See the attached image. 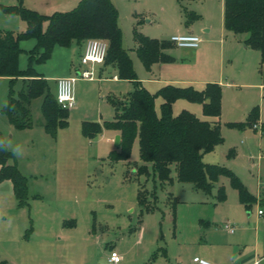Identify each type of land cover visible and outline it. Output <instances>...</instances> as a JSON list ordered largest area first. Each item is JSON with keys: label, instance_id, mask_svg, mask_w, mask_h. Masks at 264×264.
<instances>
[{"label": "rangeland", "instance_id": "obj_1", "mask_svg": "<svg viewBox=\"0 0 264 264\" xmlns=\"http://www.w3.org/2000/svg\"><path fill=\"white\" fill-rule=\"evenodd\" d=\"M75 1L52 0L51 4L71 12L81 0ZM20 2L27 8L26 0H0V5ZM118 6L123 48L138 81L152 94L161 89L162 81L203 91L208 84H217L210 80L217 79L220 69L223 71L221 115L215 119L224 142L206 154L204 163L232 171L252 195L258 196L260 190L264 194V65L260 52L246 45L248 34L225 29L224 0H193L182 6L177 0H122ZM185 11L200 18L186 26ZM4 18L22 20L0 8V28L14 27ZM204 30L209 31L212 41L202 44V40L199 47L207 50L198 56L195 52L199 49H185L171 42L172 37L181 35L202 38ZM136 33L170 43L165 53L175 62L147 68L136 52ZM82 45L73 42L64 49L75 55L76 64ZM24 55L27 68L28 54ZM20 67L25 69L22 62ZM115 75L119 76L116 67L96 65L94 80L75 81L76 105L69 111L68 125L58 128L56 136L45 129L42 98L32 103L31 131L13 126L11 136L8 120L1 113L9 101L10 82L0 79V135L18 169H23L29 193V206L7 203L6 210H1L0 262L106 264L112 252L121 256L118 264H194L195 257L212 264H232L258 256L264 250V226H259V240L250 229L258 228L264 200L247 210L228 177H222L208 195L180 183L175 167L173 182L161 181L152 170L149 175H138V168L144 164L138 138L132 143L130 159H117L121 148L115 144L121 132L111 126L115 118L112 101H127L134 84L112 81ZM22 88L18 81L14 93ZM52 92L55 94L53 85ZM161 103L158 98L159 115ZM256 107L260 116L255 126L244 130L229 126L245 123ZM182 111L202 120L213 119L205 115L203 105L187 100L173 105L175 116ZM84 122L98 123L101 133L86 137ZM17 146L19 155L13 152ZM221 185L227 196L224 203L217 198ZM143 189L154 194L147 197L153 211L146 212L140 206L138 196ZM227 222L235 225V234L224 228Z\"/></svg>", "mask_w": 264, "mask_h": 264}, {"label": "trees", "instance_id": "obj_2", "mask_svg": "<svg viewBox=\"0 0 264 264\" xmlns=\"http://www.w3.org/2000/svg\"><path fill=\"white\" fill-rule=\"evenodd\" d=\"M177 1L182 6L183 3L193 0ZM0 8L6 14L17 15L27 23V30L23 33L0 30V77L10 79L9 101L1 113L8 118L12 126L19 130L32 128L31 106L33 101L42 98L41 110L46 131L56 136L58 128L66 127L69 111L59 106L56 94L52 92L43 75L36 70V66L50 60L58 46L69 48L73 42L82 44L88 39H103L109 44L103 65L116 67L120 80L134 84L133 93L127 101H112L115 118L111 126L121 132V152L116 154L117 159L129 160L132 143L138 138L140 158L144 163L138 168V175H149L152 170L161 181L173 182L172 168L175 167L180 183L190 184L194 190L203 191L208 195L213 193L222 177H228L247 208L255 202L254 196L232 171L219 165L204 163V156L224 142L219 123L202 120L188 111H182L176 116L173 112V105L178 100H187L203 105L207 117H220L222 87L219 84H208L205 90L198 91L192 86L167 85L156 94L149 92L138 81L132 60L123 48L119 12L111 0H82L73 11L51 16L28 9L22 2L13 6L0 5ZM185 12L186 17L188 15L186 26L192 25L200 18L194 12ZM45 23H48V26L44 30ZM224 26L227 31L248 34L245 43L260 52L263 66L264 0H225ZM27 40H35L36 45L27 52V68L21 70L19 60L25 51L20 45ZM135 41L136 52L147 68L150 69L156 63L175 62L173 57L165 53L171 46L170 43L139 33H136ZM18 81L22 82L23 88L16 95L14 86ZM158 98L162 99L160 115L156 110ZM259 116V108L256 107L245 123H229V126L244 130L255 126ZM101 131L98 123L83 124V133L88 138H93ZM0 141H4L1 135ZM0 166V183L12 181L18 206H29L27 178L18 169L14 155L5 143L0 144ZM148 196L153 198L154 194H149L144 189L139 191V203L146 212L155 209L149 207ZM217 198L220 202L225 201L226 192L223 186L218 188Z\"/></svg>", "mask_w": 264, "mask_h": 264}, {"label": "crops", "instance_id": "obj_3", "mask_svg": "<svg viewBox=\"0 0 264 264\" xmlns=\"http://www.w3.org/2000/svg\"><path fill=\"white\" fill-rule=\"evenodd\" d=\"M51 1L52 0H29V2H32L31 4H29V3H27V0H26L25 4H26V6H27L28 9L37 11L40 14L46 15V16H51V14L60 13V12H62V13L68 12V11H63L65 9H60L61 7H59V8L58 7H55L54 4H51V3H53ZM111 1L113 2L114 6L117 8V10L119 12V17H120V12L121 11H120V8L118 6V3L121 4L122 0H111ZM75 2L77 3L78 0H76ZM2 20L3 21H6V22H11V23L14 24V27H1L0 30H2V31H10V32H14V33H20V32H24L27 29V23L24 20H17V19L15 20V18H13V19L11 18L9 20H7V18L6 19L4 18ZM47 26H48V23H45L44 24V30L47 28ZM203 34L204 35H202V38H201L203 40L202 44H204L206 42L209 43L210 41H212L211 35L209 34V31L208 30H204L203 31ZM85 43H86V41L83 42V45H82L81 49L79 50V59H78V62L79 63L77 62V64L74 63L75 62V55L74 54L71 55L72 52L70 50H68L69 52H65L64 49H66V48L59 47L58 46V47H56L54 49L53 54H52V57H51L50 60H48L45 64L37 65L36 66V70L40 74H42L43 77L48 81L51 90H52V85H53V87L55 88V94L57 92V79L62 78V77H75V76L78 75V72L83 69V66L81 64V58H82V56L84 54V51H85ZM35 45H36V41L35 40H27V41H23L21 43L20 47L27 54V52L31 51L35 47ZM79 45H81V44H79ZM203 48H204V46L202 48L201 47H198L197 48L200 51V52L199 51L198 52H195V53H197L196 54L197 56L199 54H201L203 51L207 50V48H205L204 50H202ZM185 49H191V48H185ZM25 59H26V56L25 55L24 56H20V60H19V64L20 65L19 66H21V62H22V68H25L26 67ZM55 61H56V64H55ZM20 69H21V67H20ZM25 69H21V70H25ZM103 70L104 69H101L100 68V71H103ZM0 79H2L4 81H9L10 82V79L9 78L0 77ZM111 80L112 81H115V82L121 81L118 78L117 75H115ZM210 82H213V83L216 82L219 85H224V75H223V71L220 69V73H219V76L217 77V79L210 80ZM161 85H162L161 88H163V87H165L167 85H175V84H170L169 82H163L162 81ZM230 85L231 84L228 83V86H230ZM175 86H179L180 87V84H176ZM2 115L5 116L4 114H2ZM7 120H8V118H7ZM209 121H211V122H218L217 119H215V118H213L212 120H209ZM8 124H9V127H10L9 133L10 134L14 133L13 132L14 131L13 126L10 124L9 120H8ZM28 131H31V130L29 129ZM11 136H14V135L12 134ZM112 140L113 139H111V141ZM205 156H204V159H203L204 162H205ZM14 162L16 163V165L18 164L15 160H14ZM206 164H208V163H206ZM1 169H2V167L0 166V171H1ZM21 171H23V169H20V172ZM221 186H223V185H221ZM221 186H218V188L221 187ZM252 196H254V195H252ZM254 198H255V202L254 203L258 202V200H264V194L260 190L258 196H254ZM226 200H227V196H226L225 201ZM225 201H223V203ZM240 202H241V200H240ZM7 203H10V206L12 204H17L18 205V201L16 199L15 192H14V185H13L12 181H10V180H6V181H4L3 183L0 184V214H4V212H1V210L2 211L3 210H6ZM253 204L249 208H247L242 203V205L245 206V208L247 210L251 209V207L253 206ZM248 215H250V213H248ZM259 217H261V219L260 218L257 219V220H259V222H258L259 223L258 228H256V229H250L252 231L253 230L255 231L256 240H259L260 239V232L261 231H260L259 226L260 225L261 226H264V220L262 219V217H264V214L263 215H260V211H259ZM228 224L232 225L235 228V232H236L235 225L234 224H231L230 222H227L225 224L224 228L226 229V225H228ZM227 231L230 234H235V232L234 233H231L229 230H227ZM263 263H264V250L261 253H258V256L255 255L254 257H251L248 260H245V261H242V262H237V263L236 262L235 263L233 262L232 264H263Z\"/></svg>", "mask_w": 264, "mask_h": 264}, {"label": "built area", "instance_id": "obj_4", "mask_svg": "<svg viewBox=\"0 0 264 264\" xmlns=\"http://www.w3.org/2000/svg\"><path fill=\"white\" fill-rule=\"evenodd\" d=\"M171 42L182 48L196 49L200 46L202 39L193 35H181L174 36ZM109 44L103 39H88L85 43V51L81 58V64L86 69L78 72L75 77H62L57 79V92L56 97L59 106L63 110L70 111L76 105V99L73 93V85L77 79L94 80L95 66L103 65L108 55ZM260 215L263 212L260 211ZM226 229L231 233L235 232V228L228 224ZM122 260L121 256L117 252H112L109 262L107 264H118ZM194 264H212L206 260L198 257L194 258Z\"/></svg>", "mask_w": 264, "mask_h": 264}, {"label": "clouds", "instance_id": "obj_5", "mask_svg": "<svg viewBox=\"0 0 264 264\" xmlns=\"http://www.w3.org/2000/svg\"><path fill=\"white\" fill-rule=\"evenodd\" d=\"M5 142L4 141H0V144H4ZM20 148H19V146H17L16 148H14L13 149V152H14V154H16V155H19L20 154Z\"/></svg>", "mask_w": 264, "mask_h": 264}, {"label": "water", "instance_id": "obj_6", "mask_svg": "<svg viewBox=\"0 0 264 264\" xmlns=\"http://www.w3.org/2000/svg\"><path fill=\"white\" fill-rule=\"evenodd\" d=\"M207 103H209V101L207 102ZM120 141H121V137H117V139H116V147H119V145H120Z\"/></svg>", "mask_w": 264, "mask_h": 264}]
</instances>
